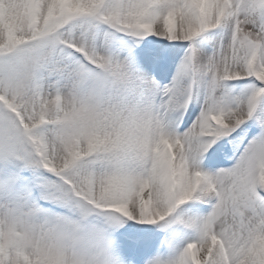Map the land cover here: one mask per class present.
I'll return each mask as SVG.
<instances>
[{
    "label": "rangeland",
    "instance_id": "obj_1",
    "mask_svg": "<svg viewBox=\"0 0 264 264\" xmlns=\"http://www.w3.org/2000/svg\"><path fill=\"white\" fill-rule=\"evenodd\" d=\"M263 46L264 0H0V264H234L219 182L264 264Z\"/></svg>",
    "mask_w": 264,
    "mask_h": 264
},
{
    "label": "bare ground",
    "instance_id": "obj_2",
    "mask_svg": "<svg viewBox=\"0 0 264 264\" xmlns=\"http://www.w3.org/2000/svg\"><path fill=\"white\" fill-rule=\"evenodd\" d=\"M175 13L178 17L182 13V11H180L179 6L175 9ZM158 25L160 26V24ZM176 29L178 31H181V21L180 20H177ZM261 55H263V61H264V46L262 47ZM144 75H145L143 76L144 81L141 84L140 91L144 89L143 92L146 94V91H147L146 89H150V88H148L149 87V85L147 84L148 77L146 73ZM152 124L154 125L153 122ZM149 142L150 144H152L151 146H153V147H150V150L152 148L154 150V147H155L154 135L151 136ZM187 159H189V157ZM231 173H233V171L230 170L229 174ZM215 174L216 176H218L216 178H218L219 181H221L220 177H223L226 174H228V171L224 174L222 172L219 173V171L217 170L215 171ZM216 184L219 187L218 188L219 193L218 191L216 192L213 198L214 201H212L214 202V208H213V214L215 218L214 228L217 232V235L223 238V241L225 242L224 246L227 248V253L229 257L231 258L232 262L235 264L236 262L241 261L245 256L246 244L244 243V240L246 237L244 238L243 242L240 243L235 238L234 232H239V233L240 231L244 232L245 231L244 229L242 230L240 229L242 228V225L244 224L249 225L250 229H252V223H255L258 221V217L256 215V210H255V202L252 200V198L247 193V191L242 189L241 191L242 194L240 196L241 199H239L240 203L238 201L237 203L236 202L234 203L233 200H229L228 203H226L224 192H223L224 183L222 184L219 182ZM251 233H252L251 231L247 233L248 234L247 240L250 239L249 237L251 236Z\"/></svg>",
    "mask_w": 264,
    "mask_h": 264
}]
</instances>
